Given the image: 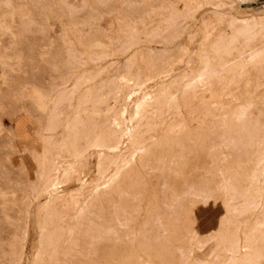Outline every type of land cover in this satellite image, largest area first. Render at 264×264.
Listing matches in <instances>:
<instances>
[{
    "label": "bare ground",
    "instance_id": "6f19581e",
    "mask_svg": "<svg viewBox=\"0 0 264 264\" xmlns=\"http://www.w3.org/2000/svg\"><path fill=\"white\" fill-rule=\"evenodd\" d=\"M229 25L230 34L204 45L194 71L169 80L157 78L154 89L145 93L137 91L155 76L143 70L144 58L127 60L111 79L98 80L102 75L97 69L95 74H81L70 89L56 92L54 104H65V109L52 110L49 116L48 144L31 194L42 200L35 219L39 244L31 264L183 262L193 242L200 243L193 217L195 200L207 204L213 190L222 192L229 210V216H222L223 232L218 235L226 256L191 264H264V230L257 234V226L264 227V196L247 199V189L232 182L223 149L228 132L242 124L247 110L228 91L236 63L225 55L234 51L244 57L241 68L264 65V45L254 43L264 37V14L232 18ZM258 153L245 178L248 185L264 179V150ZM91 169L100 177L97 181L85 179ZM70 183L76 188L62 190ZM144 200L153 205L137 222ZM247 210L262 212L257 221H249L250 228L240 231L237 216ZM179 240L181 246L176 245ZM151 251L165 258L159 263L139 261L140 252Z\"/></svg>",
    "mask_w": 264,
    "mask_h": 264
},
{
    "label": "rangeland",
    "instance_id": "374dc122",
    "mask_svg": "<svg viewBox=\"0 0 264 264\" xmlns=\"http://www.w3.org/2000/svg\"><path fill=\"white\" fill-rule=\"evenodd\" d=\"M239 1L0 0V264H31L39 244L35 219L42 200L31 194L39 182L41 155L48 144L49 116L52 110L65 109V104H54L56 92L70 89L78 76L88 72L99 70L102 77L99 75L98 80L111 79L127 60L140 58L145 59L146 66L139 61L143 70H150L155 79L147 81L137 94L154 89L157 78L169 80L173 75L189 74L198 67L207 42L230 34L232 18L264 14V0ZM256 40L254 43L264 45L263 36ZM233 52L225 55L227 61L236 63L228 91L238 99L235 103H245L247 110L242 124L228 132L223 148L228 155L226 172L232 182L247 189V199H258L264 196V179L248 185L245 178L255 167L258 152L264 150V65L241 68L245 58ZM106 87L102 89L105 92ZM99 178L95 169L85 177L88 182ZM76 186L70 183L62 190ZM211 193L205 205L195 200L193 217L200 243L193 242L178 264L226 256L218 235L223 232L222 216H229V210L222 192ZM144 194L157 204L153 196ZM146 203H141L137 222L144 220L145 208L153 205ZM261 212L247 210L237 216L240 231L250 228L249 221H257ZM257 228L259 235L264 227ZM11 245L15 246L14 255L10 254ZM176 245L181 246L182 240ZM139 255L142 262L149 259L159 263L165 258L152 251L150 257L142 252Z\"/></svg>",
    "mask_w": 264,
    "mask_h": 264
}]
</instances>
